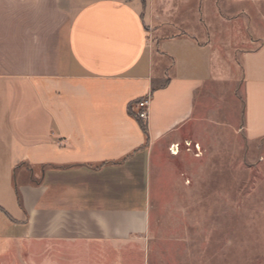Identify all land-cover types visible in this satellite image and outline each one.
Wrapping results in <instances>:
<instances>
[{
    "label": "crops",
    "instance_id": "crops-1",
    "mask_svg": "<svg viewBox=\"0 0 264 264\" xmlns=\"http://www.w3.org/2000/svg\"><path fill=\"white\" fill-rule=\"evenodd\" d=\"M152 33L146 0H0V238L45 248L46 264H103L149 242L158 193L191 190L215 54ZM241 59L254 141L264 43Z\"/></svg>",
    "mask_w": 264,
    "mask_h": 264
},
{
    "label": "rangeland",
    "instance_id": "rangeland-1",
    "mask_svg": "<svg viewBox=\"0 0 264 264\" xmlns=\"http://www.w3.org/2000/svg\"><path fill=\"white\" fill-rule=\"evenodd\" d=\"M146 2L152 36H187L211 45L216 79L199 111L205 125L191 190L170 191L165 199L158 193L149 242L104 254L102 262L264 264V138L250 141L244 135L241 59L264 43V0ZM153 189L156 196L157 184ZM41 249L37 254L0 238V264H46Z\"/></svg>",
    "mask_w": 264,
    "mask_h": 264
},
{
    "label": "built area",
    "instance_id": "built-area-1",
    "mask_svg": "<svg viewBox=\"0 0 264 264\" xmlns=\"http://www.w3.org/2000/svg\"><path fill=\"white\" fill-rule=\"evenodd\" d=\"M149 102H150V97H145L135 103V115L146 122L149 117ZM172 153H177L178 148L174 151V149L171 148Z\"/></svg>",
    "mask_w": 264,
    "mask_h": 264
},
{
    "label": "trees",
    "instance_id": "trees-1",
    "mask_svg": "<svg viewBox=\"0 0 264 264\" xmlns=\"http://www.w3.org/2000/svg\"><path fill=\"white\" fill-rule=\"evenodd\" d=\"M135 118L138 120V122L140 123L141 127H142V130L144 132V134L146 135L147 137V140H148V126L146 124V122H144L143 120L139 119L136 115H135ZM148 142V141H147ZM18 193V191H17ZM18 197H19V193H18Z\"/></svg>",
    "mask_w": 264,
    "mask_h": 264
}]
</instances>
